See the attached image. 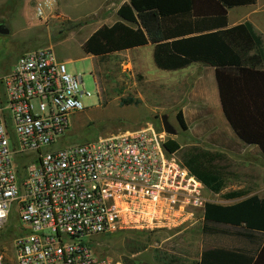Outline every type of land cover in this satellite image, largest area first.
<instances>
[{"label": "built area", "instance_id": "2783aa9c", "mask_svg": "<svg viewBox=\"0 0 264 264\" xmlns=\"http://www.w3.org/2000/svg\"><path fill=\"white\" fill-rule=\"evenodd\" d=\"M43 18L44 5L37 8ZM90 98L51 48L24 53L0 77V231L16 208L13 263L125 264L91 240L120 231L186 228L205 213V186L153 125L63 146ZM87 240V241H86Z\"/></svg>", "mask_w": 264, "mask_h": 264}, {"label": "rangeland", "instance_id": "374dc122", "mask_svg": "<svg viewBox=\"0 0 264 264\" xmlns=\"http://www.w3.org/2000/svg\"><path fill=\"white\" fill-rule=\"evenodd\" d=\"M46 3L43 4L44 16L39 18L35 10L38 5L32 0H0V26L8 31L0 33V77L24 53L51 48L60 61L67 63L69 73L83 77L85 90L91 94L90 98L82 99L86 110L73 119L77 126L74 128L72 124L63 139L64 147L133 133L148 125L162 131V117L168 116L178 132L177 136L168 135V140L183 144V149L176 154L180 160L184 161L192 149L220 156L213 165L223 174L226 189L223 194L216 195L206 188L204 197L206 203L226 201L224 195L234 191L235 182L241 181L236 168L246 164L251 149L246 148L242 157H236L224 148L201 141L191 142L192 135L183 131L177 121L180 103L172 106L173 103L166 100L164 77H168L167 72L160 71L155 65L149 70L152 75L149 76L133 66H125L129 60L121 55L106 60L86 55L82 49L86 39L106 22L113 21L108 18L106 8L93 15L87 0ZM130 99L138 103L123 105L124 100ZM216 128L219 130L214 132L216 136L226 134L225 125L217 124ZM209 134V131L201 132L203 136ZM20 229L21 223L14 208L10 222L0 231V253H6L13 263L16 256L12 241ZM185 236L182 229L154 233L120 231L98 236L91 242L98 255L112 256L125 264H184L185 254L176 249Z\"/></svg>", "mask_w": 264, "mask_h": 264}, {"label": "trees", "instance_id": "16d2710c", "mask_svg": "<svg viewBox=\"0 0 264 264\" xmlns=\"http://www.w3.org/2000/svg\"><path fill=\"white\" fill-rule=\"evenodd\" d=\"M256 2L131 0L119 9L120 21L111 27H100L82 49L87 55L106 60L114 54L151 43L155 45V63L161 70L176 71L195 63L214 67L221 106L229 126L244 144L258 147L264 154L263 39L250 22L228 27L231 9ZM137 103L134 99L123 101V105ZM177 121L183 131L188 130L182 111ZM165 149L168 154H177L182 147L176 140L169 139ZM219 157L192 149L183 161L214 194L226 189L223 174L213 165ZM241 197H244L241 191L224 195L226 200ZM214 226L243 227L247 232L264 235V199L252 197L227 206L206 203L205 234L213 233ZM201 264H264V247L256 259L235 251L210 250L203 254Z\"/></svg>", "mask_w": 264, "mask_h": 264}, {"label": "crops", "instance_id": "0c3cea01", "mask_svg": "<svg viewBox=\"0 0 264 264\" xmlns=\"http://www.w3.org/2000/svg\"><path fill=\"white\" fill-rule=\"evenodd\" d=\"M33 1L36 3L35 5H43L52 0H32V2ZM130 1L131 0H87V3L91 7V13L93 15H96L100 9L106 8L105 11L108 13V18L110 17L113 21H111V23L106 22L105 25L111 27L120 21L118 16L119 9ZM35 8L38 16V6ZM246 22L252 23L255 31L262 37L264 43V0H257L254 5L237 7L229 11V28ZM87 40L88 38L86 41ZM114 55H121L127 58L129 61H126L127 63H125V66H133L138 71L146 73L149 76H152L149 74V70L152 69L153 65L157 67L154 59L155 45L151 43L145 47L124 51ZM157 69L159 68L157 67ZM159 70L167 72L168 77H164L166 100L172 102V106H174V103H180V111H182L188 126L187 132L192 135L191 142L198 143L201 141L212 147L224 148L236 157H242L245 154L246 148L251 149V155L247 158L246 164L236 168V173H239L241 181L235 182V186L233 187L234 191H232L244 192V197L234 200L225 199L226 201L217 204L225 206L234 205L252 197L264 199V154L258 147L244 144L237 138L233 130H231L221 106L215 68L207 64L195 63L187 68L176 71ZM81 114L74 116L73 119L77 116H81ZM177 115L178 113L176 117ZM73 119L71 127L73 124L75 128L77 125L75 124L76 121H73ZM217 124L223 127L225 125L226 134H219L217 136L214 134V132L219 131L218 128H216ZM202 131H204V133L209 131L210 134L203 136L201 135ZM177 142L183 149V144L179 141ZM221 194H223V192L216 195ZM199 217V222L197 224L189 225L182 229L186 236L185 239L180 241L181 244L176 251L185 254L186 260L183 261L184 264H201L205 252L217 249L240 252L256 259L264 247L263 234L247 232L243 227L236 229L214 226L213 233L205 234V213L200 214Z\"/></svg>", "mask_w": 264, "mask_h": 264}, {"label": "water", "instance_id": "95a60500", "mask_svg": "<svg viewBox=\"0 0 264 264\" xmlns=\"http://www.w3.org/2000/svg\"><path fill=\"white\" fill-rule=\"evenodd\" d=\"M0 33L1 34H6V33H8V31L3 26H0ZM162 124H163V130H164V132L167 135H169V136H177L178 135L177 130L170 123V120H169L168 116H163L162 117Z\"/></svg>", "mask_w": 264, "mask_h": 264}, {"label": "flooded vegetation", "instance_id": "af4514ba", "mask_svg": "<svg viewBox=\"0 0 264 264\" xmlns=\"http://www.w3.org/2000/svg\"><path fill=\"white\" fill-rule=\"evenodd\" d=\"M3 26V25H2ZM4 27V26H3ZM5 28V27H4Z\"/></svg>", "mask_w": 264, "mask_h": 264}]
</instances>
